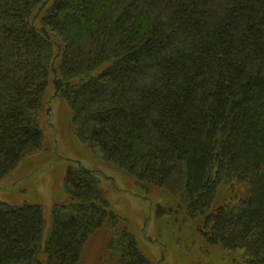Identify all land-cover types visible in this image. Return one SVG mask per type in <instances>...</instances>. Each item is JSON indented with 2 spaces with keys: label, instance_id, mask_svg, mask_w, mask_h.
Returning <instances> with one entry per match:
<instances>
[{
  "label": "trees",
  "instance_id": "16d2710c",
  "mask_svg": "<svg viewBox=\"0 0 264 264\" xmlns=\"http://www.w3.org/2000/svg\"><path fill=\"white\" fill-rule=\"evenodd\" d=\"M51 74L81 142L264 264V0H0V179L43 146ZM235 181L244 200L213 211ZM65 190L48 236L40 204L0 201V264H81L102 230L99 264H154L94 171L71 166Z\"/></svg>",
  "mask_w": 264,
  "mask_h": 264
},
{
  "label": "rangeland",
  "instance_id": "374dc122",
  "mask_svg": "<svg viewBox=\"0 0 264 264\" xmlns=\"http://www.w3.org/2000/svg\"><path fill=\"white\" fill-rule=\"evenodd\" d=\"M38 22V20H37ZM58 64V63H57ZM39 115L43 146L26 156L0 179V201L10 205L40 204L46 220V236L55 206L68 202L67 170L82 165L96 173L111 209L135 235L139 247L154 264H249L245 250H229L210 244L204 237L206 216L192 219L180 203L177 188L139 185L127 172L108 162L103 153L80 141L72 111L48 79ZM246 187L235 181L218 191L211 207L236 208ZM184 206V207H183ZM111 233L102 230L87 243L81 264H99Z\"/></svg>",
  "mask_w": 264,
  "mask_h": 264
}]
</instances>
